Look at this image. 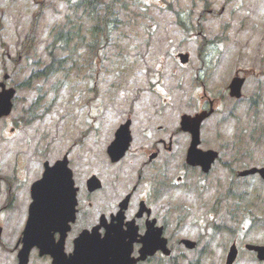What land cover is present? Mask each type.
Masks as SVG:
<instances>
[{
	"label": "rangeland",
	"instance_id": "374dc122",
	"mask_svg": "<svg viewBox=\"0 0 264 264\" xmlns=\"http://www.w3.org/2000/svg\"><path fill=\"white\" fill-rule=\"evenodd\" d=\"M77 1L0 0V82L7 73V84L18 91L13 113L0 122V166L9 167L16 153L8 151L19 150V176L34 179L39 171L42 175L44 161L62 159L71 146L78 160L83 135L90 134L93 143L98 134L88 131L93 112L102 135L94 148L107 159L104 145L121 119L120 106L138 97L144 104L168 97L167 115L159 123L171 132L179 114L194 115L208 99L216 100L222 112L206 123L201 137L203 149L220 153L208 177L209 192L187 191L179 202L184 223L176 220L179 213L167 223L173 255L158 254L151 264H226L234 242L240 249L235 264H264L245 248L264 245V182L236 176L264 166V0H121L107 29L96 25L102 18L90 13L89 0L81 9L74 7ZM97 8L105 13L103 3ZM178 15L193 25L183 29ZM69 32L67 47L54 45L59 34ZM207 41L213 42L201 53ZM180 52L191 54L188 64L180 63ZM54 58L68 59L57 77L31 78ZM237 74L246 79L240 102L228 94ZM152 76L156 89L163 83L160 93ZM30 139H40L42 150L28 173L31 160L24 152L34 150L26 147ZM189 144L185 139L186 150ZM90 156L98 159L97 153ZM106 178L110 183L112 173ZM6 185L0 180V202L8 197ZM230 189L234 195H228ZM183 239L197 247L187 249Z\"/></svg>",
	"mask_w": 264,
	"mask_h": 264
},
{
	"label": "flooded vegetation",
	"instance_id": "af4514ba",
	"mask_svg": "<svg viewBox=\"0 0 264 264\" xmlns=\"http://www.w3.org/2000/svg\"><path fill=\"white\" fill-rule=\"evenodd\" d=\"M157 120L156 117L149 116L133 119L132 141L124 158L116 163L104 160L107 166H116L112 173L114 181L111 188L117 189L116 197H94L98 191L87 190V178L81 185L78 184L77 218L72 223L64 243V251L68 256L74 253L75 239L83 230H92L99 226L96 236L105 245L97 249L101 252L108 251L104 253V262L115 263V256L109 253L114 249L112 245L137 258L150 221L167 220L164 217L165 210L156 205L163 206L166 200L184 191V180L190 170L182 165L174 171L175 159L169 156L173 149L165 139L168 130L157 123ZM173 138L170 137L169 141ZM36 147H39L38 143ZM106 190L107 187L103 189ZM19 205L20 212L8 215ZM26 205L27 199L22 201L12 194L0 203V264H56L55 256L42 254L37 246L30 249L27 258L22 257L23 233L29 209ZM124 206H128L127 209L121 210ZM60 236L59 233L54 234L56 250ZM150 260L139 264H150Z\"/></svg>",
	"mask_w": 264,
	"mask_h": 264
},
{
	"label": "water",
	"instance_id": "95a60500",
	"mask_svg": "<svg viewBox=\"0 0 264 264\" xmlns=\"http://www.w3.org/2000/svg\"><path fill=\"white\" fill-rule=\"evenodd\" d=\"M243 80H235L232 85V95L240 97L241 84ZM14 95V91H3L0 94V117L9 114L11 111V99ZM193 129L191 127H186ZM197 135V132H196ZM197 139V138H196ZM195 141L193 149L195 148ZM126 146V142L123 144ZM191 162H194L192 158ZM46 171L44 173L43 179L34 185L33 187V197L35 203L32 207V217L30 225L28 227V248H31L35 244L40 245V240H45L48 233L55 226H64L67 228V224L74 217V209L76 205V193L74 189V181L72 178V173L67 167V161L58 162L54 167H49L46 164ZM264 175V170H262ZM37 211L41 214L37 216ZM159 238L155 237V234L149 232L146 236L145 245L146 250L144 254H153L156 250L162 249L167 253L164 245L160 244ZM191 245V244H189ZM63 246V244H62ZM248 249L254 250L258 253L259 259L264 260V247L248 245ZM46 252H49V248H45ZM28 251V250H27ZM82 244H77L76 249V263L83 264L84 255ZM93 252H88L92 254ZM236 256V250L233 249L230 256L228 264H232ZM58 264H73L72 261L67 260L66 256L62 251V247L58 251Z\"/></svg>",
	"mask_w": 264,
	"mask_h": 264
},
{
	"label": "trees",
	"instance_id": "16d2710c",
	"mask_svg": "<svg viewBox=\"0 0 264 264\" xmlns=\"http://www.w3.org/2000/svg\"><path fill=\"white\" fill-rule=\"evenodd\" d=\"M85 0H81V2L79 4H81L82 2H84ZM121 2V0H109L108 2H104L102 0H89V4L93 7V14L94 13H97L95 14V16H98L99 12H98V8H97V4H105V14H104V17H103V25H109L110 21H111V15L114 13L115 11V8L118 6V4ZM78 4V5H79ZM179 24L180 25H187V23H184L181 18L179 17ZM99 25V24H98ZM186 27V26H185ZM32 34H29L28 37H27V42H29V39L31 37ZM58 38H63L62 36L61 37H58ZM53 68L52 67H49L48 68V71H43L41 73L42 76L44 75H47L49 73L50 70H52Z\"/></svg>",
	"mask_w": 264,
	"mask_h": 264
}]
</instances>
